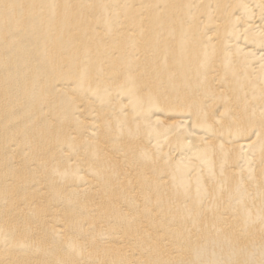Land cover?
Returning a JSON list of instances; mask_svg holds the SVG:
<instances>
[{
	"label": "bare ground",
	"instance_id": "obj_1",
	"mask_svg": "<svg viewBox=\"0 0 264 264\" xmlns=\"http://www.w3.org/2000/svg\"><path fill=\"white\" fill-rule=\"evenodd\" d=\"M0 264H264V0H0Z\"/></svg>",
	"mask_w": 264,
	"mask_h": 264
}]
</instances>
